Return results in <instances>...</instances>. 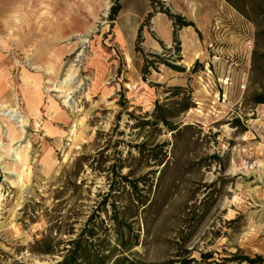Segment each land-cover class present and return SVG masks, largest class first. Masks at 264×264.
<instances>
[{
	"label": "rangeland",
	"instance_id": "rangeland-1",
	"mask_svg": "<svg viewBox=\"0 0 264 264\" xmlns=\"http://www.w3.org/2000/svg\"><path fill=\"white\" fill-rule=\"evenodd\" d=\"M160 1L167 8L151 15H181L200 29L198 64L186 65L181 74L170 75L163 64L139 79L129 75L125 55L114 52L110 42L112 6L98 19L86 20L93 27L86 42L75 36L46 43L37 54L12 55L8 89L30 123L22 136L17 125L19 136L10 142L8 128L17 126L0 116V264H56L91 216L109 264L122 255L156 264H179L189 256L195 259L191 264H248L223 262L238 249L264 257V166L241 169L246 157L264 163V104L252 103L263 83L264 70L254 72V65H264V40L258 36L264 28L247 13L248 6L228 0ZM172 20L173 42L145 51L185 65L178 40L182 27ZM75 22L76 33L85 34ZM138 46L143 48L142 41ZM51 62L55 74L36 67ZM71 62L83 83L65 105L58 92H47L46 82L61 80ZM25 68L40 82L38 113L27 105L30 85L20 84ZM174 81H180L179 95ZM157 103L181 127L180 135L156 123ZM185 104L190 108L182 111ZM142 142L147 144L143 155ZM6 147L18 148L21 157ZM163 152L165 168L153 160ZM120 171L137 181V190ZM140 196L148 200L146 206L137 202Z\"/></svg>",
	"mask_w": 264,
	"mask_h": 264
},
{
	"label": "crops",
	"instance_id": "crops-1",
	"mask_svg": "<svg viewBox=\"0 0 264 264\" xmlns=\"http://www.w3.org/2000/svg\"><path fill=\"white\" fill-rule=\"evenodd\" d=\"M105 0H0V98L13 101L8 89V75L13 68V56L39 53L40 46L54 44L61 39L75 37L78 20L86 32L91 29L86 20L98 19ZM174 2V0H172ZM77 6L83 9L78 11ZM120 11L112 20V50L125 55L126 72L139 79L144 67L143 54L137 50L141 33L143 50L160 51L174 40L173 20L166 13L152 15L155 37L145 28L144 23L151 13V0H120ZM80 12L81 17L77 13ZM198 27L183 26L178 40L182 43L184 60L195 63L194 52L199 51L196 39ZM35 63H38L37 61ZM53 63V62H51ZM50 63V64H51ZM187 70L186 65H181ZM46 68V67H45ZM185 70V71H186ZM173 73L177 72L170 69ZM21 85H39L38 77L29 75L26 68L21 73ZM26 76V81L23 76ZM180 82V81H179ZM174 81L172 85H179ZM182 82V81H181ZM31 110V107H29Z\"/></svg>",
	"mask_w": 264,
	"mask_h": 264
},
{
	"label": "trees",
	"instance_id": "trees-1",
	"mask_svg": "<svg viewBox=\"0 0 264 264\" xmlns=\"http://www.w3.org/2000/svg\"><path fill=\"white\" fill-rule=\"evenodd\" d=\"M154 0H151V7H152V2ZM228 2H231L232 4H235L239 8L241 5L248 6L250 9L247 13L250 12L252 13L255 17H257L263 28H264V0H228ZM120 3H115L110 11V19L115 20L116 16L118 15L120 11ZM172 19L175 20V24L179 25L180 27L183 26H194L193 22L190 21H185V19L181 15H174L169 12H166ZM151 13L147 19V21L150 20ZM145 27H148L146 23H144L143 29ZM149 32V30H148ZM258 36H261L264 40V29L262 31L258 32ZM142 41L141 38V33L138 36V44ZM164 48V46H163ZM137 50L140 51L143 54L144 57V67L142 70V73L146 76L151 74L152 71H157L159 70L160 65H166L170 69L177 71V72H184L186 69L181 66V65H176L173 63L168 62L162 54L157 53V52H146L145 50L141 49L137 45ZM180 60L182 57H179ZM264 58V55H263ZM264 63V60H263ZM195 64H198V61H196ZM255 64V63H254ZM258 69L264 70V65L262 66H257L256 64L254 65V72L257 71ZM262 80L263 83L260 87L259 90L255 91L253 94L252 98V103L255 105L259 104H264V71L262 73ZM180 85L175 86V95H179L181 90H180ZM177 105H180V102H176ZM158 113L156 115L157 122L156 123H162L164 124L167 128H169L171 131H174L175 135H180L182 130L179 125L174 124L167 114L163 110V106H161L159 103L156 105ZM190 108V105L185 104L182 107V111L188 110ZM160 110V112H159ZM236 122L240 124V120L236 119ZM150 121H145L144 124H149ZM146 142H142L141 144L138 145L139 153L144 154V149L146 147ZM163 146H161L162 149ZM162 152V150L160 151ZM154 157V164L157 165H163V168H165L168 165L167 159V153L163 152L161 155L156 153ZM153 157V156H152ZM122 169V168H121ZM114 173L115 170H112ZM120 176L125 182H129L134 189H138V183L137 181H131L129 179V176L126 174H122V171H120ZM145 175L140 176L139 181L144 180ZM106 200V199H105ZM137 202L140 203L142 206H146L148 204L147 199H143L141 196L137 197ZM151 203V202H150ZM149 203V204H150ZM93 217L91 216L88 221L86 226L81 230L78 235L70 239L64 248L65 253H63L62 258L57 261L56 264H109V256L104 252V238H101L98 234V227L93 223ZM120 245L122 248L129 250L130 248L128 247L127 243L125 240L120 241ZM49 252V251H48ZM203 258L204 259H209L211 258L210 253H203ZM190 257V256H189ZM183 258L179 262V264H191V262L195 261V259L192 258ZM223 262H239L243 263L246 262L248 264H264V257L260 254L255 255L254 257L246 254L240 253V250L238 249L236 252L232 253L229 257H224ZM113 264H156V263H147V262H142V261H136L133 259H130L126 255L118 256L116 259L113 261Z\"/></svg>",
	"mask_w": 264,
	"mask_h": 264
},
{
	"label": "bare ground",
	"instance_id": "bare-ground-1",
	"mask_svg": "<svg viewBox=\"0 0 264 264\" xmlns=\"http://www.w3.org/2000/svg\"><path fill=\"white\" fill-rule=\"evenodd\" d=\"M110 1L109 0H105L104 1V5L103 8L105 10L104 15L108 12L109 8H110ZM205 17H207V15H205ZM93 31V27L91 29H89L85 34H75V36H80L81 41L86 42L88 39V35ZM82 53H79V55H81ZM201 53L195 51L193 57L194 58H199ZM185 65H190V61H186L183 60L182 61ZM55 66H56V62L51 63L47 68L41 66V65H36V67H38L39 71H41L43 74L44 73H52L55 74L56 70H55ZM79 76V67L77 66V64L75 62H71L68 64V67L64 73V76L61 80H58V82H53L52 80H47L46 83L50 84L51 87L47 88V92H51V91H56L59 93V95L63 98H65L64 103L65 105H69V102L71 100V97L69 94H71L73 91L77 90V88L83 83L81 80L77 79ZM26 76H23V80L26 81ZM77 84V86H76ZM31 93L30 96H28L27 99V105L28 107H31V112L32 113H38V109H39V104L41 103L42 100V95H41V91L39 88V85H33L32 86ZM68 90L69 93H66L65 91ZM13 101H7L5 102L4 100H2L0 98V116L3 117L4 121H9L14 123V125H18L21 129L20 131V135L22 136V134H25V126H27L30 123V117L26 116L24 114H19L18 113V102H17V98H16V94H13ZM49 102H50V106L51 108H55L57 106L55 99H53L52 97L49 98ZM15 126H9L8 128V139L10 142H13L14 140H16V138H18L19 135L17 132V128L19 127ZM2 132V128L0 126V133ZM71 133H74L75 130L74 128H72L70 130ZM1 145V143H0ZM7 151L9 152V154H12L13 157L19 159L21 156L18 154L17 149H12L11 147H6Z\"/></svg>",
	"mask_w": 264,
	"mask_h": 264
},
{
	"label": "built area",
	"instance_id": "built-area-1",
	"mask_svg": "<svg viewBox=\"0 0 264 264\" xmlns=\"http://www.w3.org/2000/svg\"><path fill=\"white\" fill-rule=\"evenodd\" d=\"M114 1H117V0H114ZM110 6H113V4H111ZM162 7H164L165 9L167 8V4L164 1L154 0L152 2L151 12H154V10L160 11ZM148 29H149L150 32H153V33L155 32L152 18L149 20ZM260 166L261 167L264 166V163L261 165V164L258 163L257 160H253V159H250V158H247V157L242 159V161H241V169L244 170V171L254 172Z\"/></svg>",
	"mask_w": 264,
	"mask_h": 264
}]
</instances>
